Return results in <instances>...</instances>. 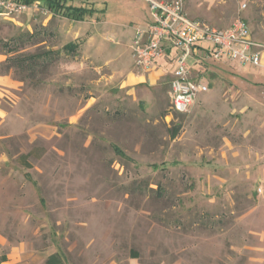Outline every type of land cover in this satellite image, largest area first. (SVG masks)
I'll list each match as a JSON object with an SVG mask.
<instances>
[{
  "label": "rangeland",
  "instance_id": "obj_1",
  "mask_svg": "<svg viewBox=\"0 0 264 264\" xmlns=\"http://www.w3.org/2000/svg\"><path fill=\"white\" fill-rule=\"evenodd\" d=\"M151 1L174 0H67L99 11L84 21L32 0L0 19L7 264H264V66L192 59L209 90L185 115L171 108L176 63L128 86ZM183 2L214 27L244 18L264 54V0Z\"/></svg>",
  "mask_w": 264,
  "mask_h": 264
},
{
  "label": "built area",
  "instance_id": "obj_2",
  "mask_svg": "<svg viewBox=\"0 0 264 264\" xmlns=\"http://www.w3.org/2000/svg\"><path fill=\"white\" fill-rule=\"evenodd\" d=\"M27 9L24 2L0 0V19H12ZM260 46L242 17L227 28H218L190 18L183 0L151 1L150 20L136 30L132 52L139 74L149 72L161 61L168 65L176 63L172 71L171 108L185 115L198 96L209 90L204 78L194 73L192 59L194 65L212 59L263 67L264 54Z\"/></svg>",
  "mask_w": 264,
  "mask_h": 264
},
{
  "label": "trees",
  "instance_id": "obj_3",
  "mask_svg": "<svg viewBox=\"0 0 264 264\" xmlns=\"http://www.w3.org/2000/svg\"><path fill=\"white\" fill-rule=\"evenodd\" d=\"M20 2L24 3H29L32 2V0H17ZM67 0H46L47 7L52 10L55 14L60 15L66 19H69L71 21H84L87 17L93 16L95 13L99 12L96 11L94 8H88V7H78V6H73V5H68L66 2ZM77 48V44L75 43H68L64 49L68 51H75ZM48 53H45L44 55H47ZM35 56H40V55H35ZM180 132V127H176L174 132L171 134L173 138L177 137V134ZM115 151L118 153L120 150L115 147ZM24 158L28 157L23 156ZM138 255L135 253L134 258H137ZM6 257H2L1 261H6ZM45 264H66L64 261L63 256L58 253H52L50 254L47 259Z\"/></svg>",
  "mask_w": 264,
  "mask_h": 264
},
{
  "label": "crops",
  "instance_id": "obj_4",
  "mask_svg": "<svg viewBox=\"0 0 264 264\" xmlns=\"http://www.w3.org/2000/svg\"><path fill=\"white\" fill-rule=\"evenodd\" d=\"M163 63H158L156 64V66H154L149 72L147 73H144V74H136L134 71H133V68L128 71L126 74H124V72H121L122 76H125L127 78V82L126 84L128 86H132L134 87V85L138 84V83H145V82H149L151 85L156 83L159 79H161L162 76H164V68H163ZM131 77H133L134 79L137 80V82L135 83H130V79ZM144 80V81H143ZM9 83L12 85L15 84V82L13 80H10ZM7 261V260H6ZM6 261H1L0 260V264H7L9 262H6Z\"/></svg>",
  "mask_w": 264,
  "mask_h": 264
}]
</instances>
